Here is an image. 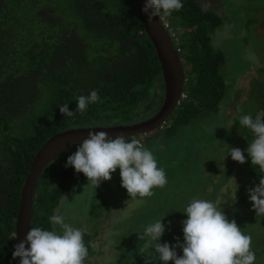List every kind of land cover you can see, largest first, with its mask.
Masks as SVG:
<instances>
[{"label": "trees", "instance_id": "trees-1", "mask_svg": "<svg viewBox=\"0 0 264 264\" xmlns=\"http://www.w3.org/2000/svg\"><path fill=\"white\" fill-rule=\"evenodd\" d=\"M204 2L182 0L180 11L170 16L161 13L186 77L185 97L155 131L165 132L169 139L202 115H218L225 97L230 98L232 86L221 72L225 55L212 40L223 19ZM160 87L164 90L161 66L134 0H0V264H18L13 252L22 188L43 145L55 134L83 122L122 125L119 121L137 112L152 94L157 97ZM93 90L100 102L71 117L60 112L65 103L75 112L76 99ZM150 108V104L146 106ZM213 134L203 137L221 140L230 148L246 143L236 146L244 150L247 160L239 167L245 166L246 180L257 186L264 171L252 165L246 151L254 139L252 131L244 128ZM141 141L144 145V139ZM74 153L59 157L42 174L34 199V227L50 229L49 218L62 198L87 178L74 167H65ZM242 201L243 197L238 205ZM145 202L150 207L160 200L146 197ZM250 208L246 215L252 213ZM239 213L245 220V212ZM248 220L252 225L254 220ZM84 242L89 255L90 237L84 235Z\"/></svg>", "mask_w": 264, "mask_h": 264}, {"label": "rangeland", "instance_id": "rangeland-1", "mask_svg": "<svg viewBox=\"0 0 264 264\" xmlns=\"http://www.w3.org/2000/svg\"><path fill=\"white\" fill-rule=\"evenodd\" d=\"M204 4L206 8L212 6L223 19V25L212 40L215 48L225 55L221 72L232 86L230 98L225 97L218 115L200 116L201 119L181 127L173 138L169 139L165 132H155L138 139H144V146L154 153L158 167L163 168L167 176L166 186L155 188L162 192L151 196L158 198L159 204L146 207V198L131 200L121 186L119 168L110 181H102L98 188L88 185L85 178L62 198L58 207L60 211L62 206L60 213L67 217V222L80 227L96 245L85 264H163L154 248H145V240L139 236L146 226L163 219L167 228L159 242L175 245L179 237L183 243L182 222L187 216L182 211L193 198L217 203L229 220L235 219L242 231L252 236L255 264H264V216H257L254 210L246 215V210H251L250 205L253 207L248 190L256 185L246 180L245 166L239 167L240 163L231 158L228 145L203 137L244 129L246 127L239 124L241 116L250 114L255 118L258 112L264 111V0H205ZM163 93L160 87L157 97L152 94L149 101L139 105L137 112L119 122L130 125L151 118L160 109ZM149 104L151 108L146 109ZM91 124L96 125L83 122L79 127L100 123ZM237 145L246 143L239 142L234 147ZM72 151L68 153L77 149ZM240 210L245 212V220ZM248 218L254 220L252 225ZM176 251L183 255L182 249Z\"/></svg>", "mask_w": 264, "mask_h": 264}, {"label": "clouds", "instance_id": "clouds-1", "mask_svg": "<svg viewBox=\"0 0 264 264\" xmlns=\"http://www.w3.org/2000/svg\"><path fill=\"white\" fill-rule=\"evenodd\" d=\"M182 8V0H147L143 11L149 13L151 21L153 17L160 18L161 13L170 16ZM76 102L75 112L69 110L68 103L60 106V112L68 117L77 111L83 113L90 104L100 102V96L93 90L87 96L80 95ZM239 124L254 134L246 151L252 165L264 171V111L258 112L255 118L250 114L241 116ZM89 129L96 127L89 126ZM229 155L241 164L247 162L244 150L238 147H232ZM65 167H74L77 173H83L88 185L95 189L102 181H110L119 168L121 186L133 201L151 197L153 189L163 188L168 183L154 153L138 139L127 140L123 133L112 138L106 131L89 132L77 151L68 157ZM248 191L253 210L257 216H264V177ZM182 212L187 216L182 222L183 243L179 237H176L175 245L159 242L167 228L163 219L146 226L143 235L139 236L145 240V248H154L163 264L170 261L174 264H255L252 236L242 231L235 219L229 220L217 203L193 198ZM49 219L51 228L48 230L30 228L26 240L15 246L13 258L19 257L20 264H85L88 247L84 242V231L67 222L59 209ZM90 245L96 247L94 242ZM177 248L182 249V256L178 255Z\"/></svg>", "mask_w": 264, "mask_h": 264}, {"label": "water", "instance_id": "water-1", "mask_svg": "<svg viewBox=\"0 0 264 264\" xmlns=\"http://www.w3.org/2000/svg\"><path fill=\"white\" fill-rule=\"evenodd\" d=\"M147 0H134L143 27L151 40L161 66L164 82L163 101L158 112L151 118L130 125L92 126L96 129L73 128L55 134L37 152L22 188L20 206L16 217V245L25 241L28 231L34 227V199L42 174L59 157L75 150L91 131H106L115 138L123 133L126 138L150 134L160 129L181 103L186 83L185 71L173 35L163 19L156 16L149 21V13L143 11ZM151 12V10H149ZM29 246L30 245H26ZM18 264L20 258L18 257Z\"/></svg>", "mask_w": 264, "mask_h": 264}, {"label": "built area", "instance_id": "built-area-1", "mask_svg": "<svg viewBox=\"0 0 264 264\" xmlns=\"http://www.w3.org/2000/svg\"><path fill=\"white\" fill-rule=\"evenodd\" d=\"M165 26H166L167 29H169V25H168L167 23H165ZM178 51H179V50H178ZM184 97H185V95H183V98H184ZM183 98H182V99H183Z\"/></svg>", "mask_w": 264, "mask_h": 264}]
</instances>
